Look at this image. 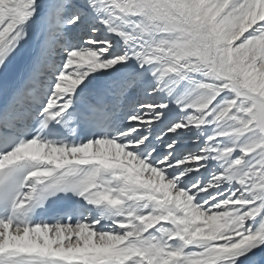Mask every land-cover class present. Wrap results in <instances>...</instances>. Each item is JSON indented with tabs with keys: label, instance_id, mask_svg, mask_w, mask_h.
<instances>
[{
	"label": "snow or ice",
	"instance_id": "1",
	"mask_svg": "<svg viewBox=\"0 0 264 264\" xmlns=\"http://www.w3.org/2000/svg\"><path fill=\"white\" fill-rule=\"evenodd\" d=\"M0 264H264V0H0Z\"/></svg>",
	"mask_w": 264,
	"mask_h": 264
}]
</instances>
